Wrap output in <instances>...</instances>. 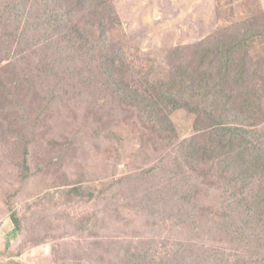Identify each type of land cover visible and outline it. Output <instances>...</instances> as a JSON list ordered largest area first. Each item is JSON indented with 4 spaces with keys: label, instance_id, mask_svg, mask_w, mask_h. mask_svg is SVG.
Listing matches in <instances>:
<instances>
[{
    "label": "rangeland",
    "instance_id": "374dc122",
    "mask_svg": "<svg viewBox=\"0 0 264 264\" xmlns=\"http://www.w3.org/2000/svg\"><path fill=\"white\" fill-rule=\"evenodd\" d=\"M199 2L0 0V264H264V0Z\"/></svg>",
    "mask_w": 264,
    "mask_h": 264
},
{
    "label": "trees",
    "instance_id": "16d2710c",
    "mask_svg": "<svg viewBox=\"0 0 264 264\" xmlns=\"http://www.w3.org/2000/svg\"><path fill=\"white\" fill-rule=\"evenodd\" d=\"M196 3L199 5L200 4V2H199V0H196ZM217 3V0H212V4L214 5V4H216ZM172 5L173 4H171V6L170 7H168V9L167 10H165L166 12H168L169 10H170V8L172 7ZM182 11H183V9L181 10V13H180V18H181V14H182ZM194 13V12H193ZM182 16L184 17L185 16V18H186V14H182ZM187 20V19H186ZM233 45V44H232ZM231 48H227L228 50H221L218 54H217V56L215 57V60H214V63L215 62H217V63H220V64H222V67H221V73H219L218 74V71H217V75L216 76H214V78H220L224 83L226 82V80H227V78L229 77L228 76V72H225V73H223L224 72V69L225 70H231V73L233 74V76L237 79V81H242V79H241V77H243L244 76V72H243V69L241 70L240 68H239V70H240V74H239V76H235L234 75V73H233V71H232V68L231 67H234L235 65H236V63L234 62V61H231L230 60V54L229 53H227L229 50H232V49H234L235 51H237V50H242V51H245V52H247V54H249V50H250V48L249 47H247L246 46V44H245V42H243V43H240V44H237V45H233V47L232 46H230ZM222 49H225V48H222ZM219 57V58H218ZM7 63H11V61H9V59H7V60H0V64H7ZM244 66V65H246V61H245V57H243V58H240V60H239V62H238V66L239 67H241V66ZM0 69H1V67H0ZM15 69H17L16 70V74H19V69L17 68V66H15ZM223 69V70H222ZM193 70L194 69H191V71L189 72V73H183L182 74V77L183 78H185L188 82H189V84L194 88V82H193ZM1 71V70H0ZM210 77L212 78V76L210 75ZM260 80V79H259ZM261 83L262 84H264V81H261ZM247 166H249V164H243V168L244 167H247ZM247 169H242L241 171L243 172V171H246ZM15 222H16V225L18 226V228H19V221L17 220V219H15ZM19 230V229H18Z\"/></svg>",
    "mask_w": 264,
    "mask_h": 264
}]
</instances>
